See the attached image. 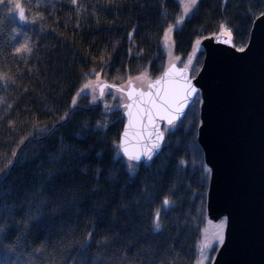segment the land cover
<instances>
[{
    "label": "trees",
    "instance_id": "1",
    "mask_svg": "<svg viewBox=\"0 0 264 264\" xmlns=\"http://www.w3.org/2000/svg\"><path fill=\"white\" fill-rule=\"evenodd\" d=\"M263 10L264 0H0V264H198L215 231L200 94L163 126L160 152L132 162L110 85L160 76L168 30L195 76L199 41L225 29L243 49ZM95 80L106 94H80Z\"/></svg>",
    "mask_w": 264,
    "mask_h": 264
},
{
    "label": "water",
    "instance_id": "2",
    "mask_svg": "<svg viewBox=\"0 0 264 264\" xmlns=\"http://www.w3.org/2000/svg\"><path fill=\"white\" fill-rule=\"evenodd\" d=\"M200 46L204 57L195 76L171 63L144 88L132 81L126 87L110 85L126 97L119 148L126 159L141 155L132 162L149 161L144 149L153 142L162 146V128L169 126L162 117L171 115L177 122L200 94L197 141L210 169L207 217L225 219L211 264H264V10L243 49L225 33L204 37ZM108 86L102 82L99 95ZM191 89L195 92L183 109L174 111Z\"/></svg>",
    "mask_w": 264,
    "mask_h": 264
},
{
    "label": "rangeland",
    "instance_id": "3",
    "mask_svg": "<svg viewBox=\"0 0 264 264\" xmlns=\"http://www.w3.org/2000/svg\"><path fill=\"white\" fill-rule=\"evenodd\" d=\"M222 33H227V30L222 29ZM164 42H165L164 43L165 44V50L167 52V57H168L167 63L168 64L176 63L178 65L181 63L187 67L188 64L186 62H181L180 59L174 53L173 40H172V35H171L170 30H168L166 32V34L164 36ZM198 43L200 44V41ZM132 82L135 86H139V87H143V88L146 87V85L148 83V81H146V79H143V78L136 79ZM101 83L102 82L100 80H95L93 82H89L83 88V90L80 92V94H83V93L89 94L90 96L95 98L97 95H99V85ZM126 86H124V87H126ZM107 92H108L107 89H104L103 94H106ZM102 95H99V96H102ZM115 95H117V94H115ZM118 96L120 98L124 99V102H126V97L123 93L120 92V94H118ZM210 221H212V220H210ZM213 223H215V227H214L215 231H213L212 234L208 233L205 235L204 246L206 248L208 246V249H204L203 253L201 254V258H200V261L198 262V264H206L208 257H209V248L211 247V243L214 240V238L216 237L218 242L221 241V239L219 238L220 236H222V239H223V233H224V229H225V219L223 218V220L220 219V220L213 222ZM218 226H222V227L218 228Z\"/></svg>",
    "mask_w": 264,
    "mask_h": 264
},
{
    "label": "snow or ice",
    "instance_id": "4",
    "mask_svg": "<svg viewBox=\"0 0 264 264\" xmlns=\"http://www.w3.org/2000/svg\"><path fill=\"white\" fill-rule=\"evenodd\" d=\"M197 3V0H192V4H196ZM17 8L20 7L19 4L16 5ZM21 19H23V13H21V16H20ZM25 51V52H30L31 49L30 47H28L27 44H25V46L23 47V49L21 48H17L16 49V52L17 53H20L21 51ZM195 92V89H191V91H186V94L184 97L180 98L178 103H177V107L174 109V111H181L185 105V103L187 102V100L193 95V93ZM167 103V102H166ZM168 107L171 108L172 105L171 104H168ZM163 119H167L168 121V125L169 126H172L173 123H174V117H172L171 115H165L162 117ZM169 129H166L165 131H169ZM157 139L158 141H161L163 140V133H158V136H157ZM161 147V143L160 142H153L150 144V146L146 147L142 153L143 157H145L147 160H151L153 155L159 150V148ZM125 152H127V149H125ZM128 159L130 161L132 160H135V161H140L141 160V155H129L128 156ZM169 204V201L167 199H165L163 201V205L164 207H167ZM154 227L159 229L160 225H159V213H156L155 216H154ZM222 226H218V228H220ZM222 241V236L219 237Z\"/></svg>",
    "mask_w": 264,
    "mask_h": 264
}]
</instances>
